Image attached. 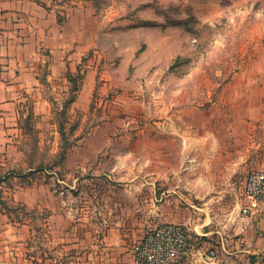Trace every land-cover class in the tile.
<instances>
[{
    "label": "rangeland",
    "instance_id": "rangeland-1",
    "mask_svg": "<svg viewBox=\"0 0 264 264\" xmlns=\"http://www.w3.org/2000/svg\"><path fill=\"white\" fill-rule=\"evenodd\" d=\"M0 72V264H133L165 223L209 234L195 264H264L227 253L264 170V0H0Z\"/></svg>",
    "mask_w": 264,
    "mask_h": 264
},
{
    "label": "built area",
    "instance_id": "built-area-1",
    "mask_svg": "<svg viewBox=\"0 0 264 264\" xmlns=\"http://www.w3.org/2000/svg\"><path fill=\"white\" fill-rule=\"evenodd\" d=\"M264 205V170L247 173L242 186L239 213L250 217ZM203 235V236H200ZM209 234H197L186 225L165 223L149 229L132 249L133 264H195L215 259L212 250L196 249L197 240ZM199 237V238H198ZM206 241L202 248H206Z\"/></svg>",
    "mask_w": 264,
    "mask_h": 264
},
{
    "label": "crops",
    "instance_id": "crops-1",
    "mask_svg": "<svg viewBox=\"0 0 264 264\" xmlns=\"http://www.w3.org/2000/svg\"><path fill=\"white\" fill-rule=\"evenodd\" d=\"M16 76H19V74H15ZM21 76L22 74L20 78ZM10 77H12L10 73L0 72V109L3 106L13 105L10 92L15 89V85L12 84V79L7 80ZM234 230L240 235V240L234 243L233 248L228 250L229 252L227 253L239 254L241 257L243 256L242 254L254 255L258 251L264 252V205L259 212L250 217H242L240 215Z\"/></svg>",
    "mask_w": 264,
    "mask_h": 264
},
{
    "label": "trees",
    "instance_id": "trees-1",
    "mask_svg": "<svg viewBox=\"0 0 264 264\" xmlns=\"http://www.w3.org/2000/svg\"><path fill=\"white\" fill-rule=\"evenodd\" d=\"M71 93L76 94V93H77V89H74V88H73V89L71 90ZM74 100H75V97L73 96V97L70 99L69 104H72V103L74 102ZM60 132H61V135H62V128H61Z\"/></svg>",
    "mask_w": 264,
    "mask_h": 264
}]
</instances>
